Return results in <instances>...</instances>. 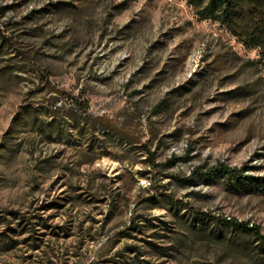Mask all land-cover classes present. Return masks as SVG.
Listing matches in <instances>:
<instances>
[{"label":"rangeland","instance_id":"rangeland-1","mask_svg":"<svg viewBox=\"0 0 264 264\" xmlns=\"http://www.w3.org/2000/svg\"><path fill=\"white\" fill-rule=\"evenodd\" d=\"M0 264H264L260 49L189 0H0Z\"/></svg>","mask_w":264,"mask_h":264},{"label":"trees","instance_id":"trees-1","mask_svg":"<svg viewBox=\"0 0 264 264\" xmlns=\"http://www.w3.org/2000/svg\"><path fill=\"white\" fill-rule=\"evenodd\" d=\"M196 13L224 25L235 36L260 49L264 56V0H189ZM83 111H86L84 108ZM148 161L153 167L171 166L178 158L172 156L164 163L156 161L154 151L146 148ZM230 168L224 164L208 166L199 164L189 174L191 183L214 174H228ZM236 222V221H233ZM248 227L244 222L237 223Z\"/></svg>","mask_w":264,"mask_h":264}]
</instances>
